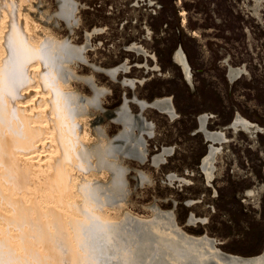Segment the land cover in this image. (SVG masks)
Wrapping results in <instances>:
<instances>
[{
	"label": "rangeland",
	"instance_id": "obj_1",
	"mask_svg": "<svg viewBox=\"0 0 264 264\" xmlns=\"http://www.w3.org/2000/svg\"><path fill=\"white\" fill-rule=\"evenodd\" d=\"M23 5L37 25V53L64 85L61 103L85 119L76 152L91 178L88 204L110 213L96 216L76 195L77 211L61 208L68 214L52 230L61 225L81 261L221 264V254L263 255L264 0ZM164 99L169 108L147 106ZM147 228L170 244H139ZM5 247L0 264H35L27 244Z\"/></svg>",
	"mask_w": 264,
	"mask_h": 264
},
{
	"label": "bare ground",
	"instance_id": "obj_2",
	"mask_svg": "<svg viewBox=\"0 0 264 264\" xmlns=\"http://www.w3.org/2000/svg\"><path fill=\"white\" fill-rule=\"evenodd\" d=\"M25 1L0 0V248L6 245L10 252L27 244L23 251L34 255L35 264H86L59 237L61 225L52 230L68 214L61 208L77 211L69 201L76 195L96 216L108 219L110 213L103 204H88L84 185L91 178L87 181V166L76 152L87 138L85 125L78 127L85 119L77 121L75 111L61 103L64 85L37 53V25L26 13ZM156 103L169 108L168 99ZM95 161L101 172L102 162Z\"/></svg>",
	"mask_w": 264,
	"mask_h": 264
},
{
	"label": "water",
	"instance_id": "obj_3",
	"mask_svg": "<svg viewBox=\"0 0 264 264\" xmlns=\"http://www.w3.org/2000/svg\"><path fill=\"white\" fill-rule=\"evenodd\" d=\"M147 106L153 107V108H157V109L159 108L156 102H152L151 104H149ZM122 118L124 119V117H121V120H122ZM128 122H129L128 118L124 119V124L125 125H127ZM111 148L114 149V147H111ZM127 152H128V154H131V153H135V150L129 148ZM147 230H148L147 232H144L142 234V237H141L142 239L140 238L141 240H140L139 244L141 242H145V241L148 242V244L145 246L146 248L148 247V249H152L151 245L154 242H156L159 245H168V244H170V242H168L166 238H164L162 236H158L157 234H155V232L151 231V228H147ZM141 247L142 246L138 245L136 248H141ZM258 258L260 260L258 264H264V253H263V255H261ZM219 259H220V263L221 264H250V260H253V259L244 260V259H239V258H236V257L223 255V254H221V257H219ZM212 264H219V263L213 261Z\"/></svg>",
	"mask_w": 264,
	"mask_h": 264
}]
</instances>
